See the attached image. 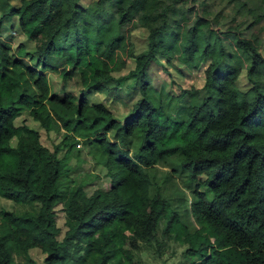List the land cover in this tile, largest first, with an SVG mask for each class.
I'll return each instance as SVG.
<instances>
[{
    "label": "trees",
    "instance_id": "obj_1",
    "mask_svg": "<svg viewBox=\"0 0 264 264\" xmlns=\"http://www.w3.org/2000/svg\"><path fill=\"white\" fill-rule=\"evenodd\" d=\"M189 2L0 0V198L38 206L0 210V264H40L34 249L45 255L41 264H142L136 253L154 246L163 218L165 231L188 243L179 264H264V47L258 35L231 36L201 15L189 24ZM228 2L255 24L264 19V0ZM136 28L147 30L140 53ZM128 58L134 68L115 76ZM153 62L170 76L167 65L180 74L202 69L204 84L158 88ZM48 72L66 88L53 91ZM126 82L139 96L123 118L94 101L102 91L126 98ZM39 129L60 138L53 150ZM80 140L99 156L108 190L88 194V182L71 178L61 190L59 152ZM177 154L191 181L205 176L189 207L194 233L161 193L151 195L148 169Z\"/></svg>",
    "mask_w": 264,
    "mask_h": 264
},
{
    "label": "rangeland",
    "instance_id": "obj_2",
    "mask_svg": "<svg viewBox=\"0 0 264 264\" xmlns=\"http://www.w3.org/2000/svg\"><path fill=\"white\" fill-rule=\"evenodd\" d=\"M89 1L91 0H83V4L85 5V3ZM192 8L194 12H190L189 9ZM238 9L235 3H229L228 0H190L185 9V14L189 20V24H191L195 14L201 15L207 18L212 28L220 32L228 31L231 33V36L239 32L241 37L252 38V35L256 34L262 42V49L264 47V19L255 24L253 23L254 17L252 14L247 13L245 8L240 12ZM146 40V29L136 28L132 31L131 41L136 53L145 50ZM21 41H25V38L20 36L15 40V42L18 43ZM167 67L171 76L162 68L160 63H152V83L158 85V88L162 86L163 82L167 84L166 89L168 87V90L176 89L178 85L182 87H189L192 85L201 87L204 84L202 69L199 71H192L190 74H180L178 68L168 65ZM132 68H134V61L132 58H128L125 67L114 75L119 76L127 74ZM242 71L238 79V85L244 88L247 85V80L245 78V71ZM47 75L53 91L58 92L60 89L66 88V83L63 82L59 73L48 72ZM127 85H129V82L124 83L121 88L122 94L128 95L126 98L118 100L111 96L109 91H102L100 93H95L94 101L102 103L116 116L123 118L131 108L132 102L139 96L135 90H129ZM71 87L70 84L68 88ZM29 122L33 124L34 128H39L36 123ZM39 132L42 143L51 150H53V145L60 141V138L55 132L46 133L43 129H39ZM132 142L135 144V140H132ZM76 147L77 149L69 154L66 152L65 148L59 152V158L65 157L60 180L63 185L61 190L67 189L70 178L78 182H88L89 184L84 187L88 194H91L97 188L108 190L111 185L110 179L93 147L83 144L81 140ZM181 157L180 154H177L148 169L150 177L152 178L151 195L158 192L161 193V195L169 201L171 209L177 214L179 222L186 227L189 233H194L200 226L191 215L189 207L194 199L193 192L197 183L203 181L205 176L200 175L197 180L191 181L187 171L181 168ZM200 190H204V188L200 187ZM1 209L23 213L26 211H37L38 206H33L28 202L15 203L11 200L0 198V210ZM56 221L60 229L58 239L62 240L67 227L65 226L64 213L60 210H58ZM165 228V218H163L159 223L158 239L154 242V246H147L136 253V258H138L142 264H179L181 260H183L182 256L188 248V243L185 242L183 235L178 238L176 231L166 232ZM31 255L38 263H43L45 255L42 254L40 250H32ZM15 259L17 264H23V261L19 257H15ZM185 264L190 263L185 262Z\"/></svg>",
    "mask_w": 264,
    "mask_h": 264
}]
</instances>
